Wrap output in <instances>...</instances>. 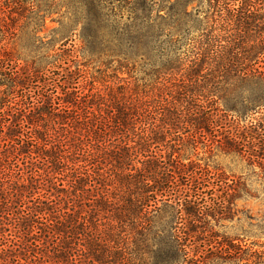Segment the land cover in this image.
<instances>
[{
	"label": "trees",
	"instance_id": "1",
	"mask_svg": "<svg viewBox=\"0 0 264 264\" xmlns=\"http://www.w3.org/2000/svg\"><path fill=\"white\" fill-rule=\"evenodd\" d=\"M56 13L21 63L20 23ZM79 52L142 76L98 80ZM262 108L264 0H0V264H264L212 244L231 185L190 160L264 169V123H239Z\"/></svg>",
	"mask_w": 264,
	"mask_h": 264
},
{
	"label": "rangeland",
	"instance_id": "2",
	"mask_svg": "<svg viewBox=\"0 0 264 264\" xmlns=\"http://www.w3.org/2000/svg\"><path fill=\"white\" fill-rule=\"evenodd\" d=\"M157 1L160 2V0ZM169 5L170 3L164 1L162 6L157 5L156 8L160 9L161 14H165ZM196 5L197 3L194 4V6ZM202 8L205 10L204 6ZM189 9H192V5L189 6ZM65 10L66 8H63L61 12ZM59 17L60 13L47 17L46 25L35 32L36 38L33 37V22L31 20L28 19V22L24 20L20 23L21 37L18 45V56L21 63H23L24 58L28 54L22 46L30 45L32 42L38 45L41 41L51 38L54 34L52 30L60 26ZM72 39L73 41H70V43H74V46L80 49L82 44L80 29L76 31ZM68 47H71V44H68ZM78 54L79 63H84L86 65L85 68L98 80L110 81L113 79L114 74H119V76L125 78L129 75L134 78L142 76L139 69L132 71L129 67H120L117 58L99 56L98 54L81 56L80 54L82 53L80 52ZM260 122L264 123L263 108L258 109L257 112L253 111L245 120L244 118H239L241 128L250 126L251 123L259 125ZM190 160L196 161L202 167H206L216 174L213 180L217 181L219 176V180L223 179V181L231 185L230 192L232 195L229 196L228 200L232 209L231 215H229V218L220 219L217 222L211 220L210 225L212 227L209 230L214 232L212 244L218 247L223 245L224 247H229L227 244L234 242L251 251H253V248H258L254 244H264V169H262V164L254 157L250 158L245 151L232 153L228 149L214 147L211 152L206 153L202 144L199 145L198 155L193 156ZM216 193L222 194V191H217ZM212 264H252V259L246 254L241 260L224 257Z\"/></svg>",
	"mask_w": 264,
	"mask_h": 264
}]
</instances>
